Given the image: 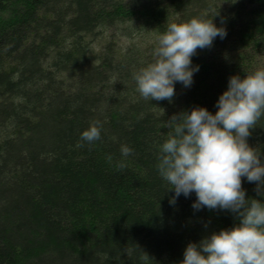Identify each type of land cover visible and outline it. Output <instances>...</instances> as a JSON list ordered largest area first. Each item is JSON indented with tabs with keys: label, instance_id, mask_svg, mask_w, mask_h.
<instances>
[{
	"label": "trees",
	"instance_id": "obj_1",
	"mask_svg": "<svg viewBox=\"0 0 264 264\" xmlns=\"http://www.w3.org/2000/svg\"><path fill=\"white\" fill-rule=\"evenodd\" d=\"M192 17L227 36L197 50L191 87L145 99L132 73ZM258 68L264 0H0V264H179L189 242L234 226L194 210L195 193L170 204L156 164L173 114L214 113L229 77ZM93 123L100 139L81 141ZM248 142L264 157V116Z\"/></svg>",
	"mask_w": 264,
	"mask_h": 264
},
{
	"label": "clouds",
	"instance_id": "obj_2",
	"mask_svg": "<svg viewBox=\"0 0 264 264\" xmlns=\"http://www.w3.org/2000/svg\"><path fill=\"white\" fill-rule=\"evenodd\" d=\"M226 36V27L214 19L169 22L157 36L153 61L132 73L137 91L151 101H171L177 83L185 88L193 84L200 68L192 59L197 50ZM215 107L214 113L195 106L170 117L172 131L159 146L156 168L174 192L170 204L195 193L194 210H226L238 222L189 242L179 264H264V199L248 197L243 187L244 180L255 182L264 197V157L248 142L251 129L264 116V68L230 76ZM100 137L97 123L80 133L81 141L89 144ZM131 151L121 146L122 155Z\"/></svg>",
	"mask_w": 264,
	"mask_h": 264
}]
</instances>
